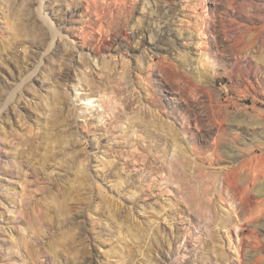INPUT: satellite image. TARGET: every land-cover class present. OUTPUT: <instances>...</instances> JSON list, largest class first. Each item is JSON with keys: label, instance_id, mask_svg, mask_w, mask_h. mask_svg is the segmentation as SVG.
<instances>
[{"label": "rangeland", "instance_id": "1", "mask_svg": "<svg viewBox=\"0 0 264 264\" xmlns=\"http://www.w3.org/2000/svg\"><path fill=\"white\" fill-rule=\"evenodd\" d=\"M0 264H264V0H0Z\"/></svg>", "mask_w": 264, "mask_h": 264}, {"label": "bare ground", "instance_id": "2", "mask_svg": "<svg viewBox=\"0 0 264 264\" xmlns=\"http://www.w3.org/2000/svg\"><path fill=\"white\" fill-rule=\"evenodd\" d=\"M234 180V179H233ZM232 179H225V180H223L224 182H221V184H222V189L221 190H218V193H219V195H218V197H219V202H220V199L222 200V201H224L223 199H224V195H223V190L224 191H232V193H233V188L232 187H234V185H236V182L235 181H233ZM237 181V180H236ZM239 185V184H238ZM220 191V192H219ZM231 194V193H230ZM240 194V193H239ZM233 195V194H232ZM242 195V194H241ZM236 196H238L237 194H236ZM231 199H232V197H231ZM226 202V201H225ZM236 209H238V208H236Z\"/></svg>", "mask_w": 264, "mask_h": 264}]
</instances>
